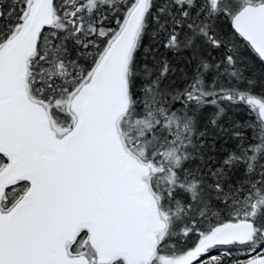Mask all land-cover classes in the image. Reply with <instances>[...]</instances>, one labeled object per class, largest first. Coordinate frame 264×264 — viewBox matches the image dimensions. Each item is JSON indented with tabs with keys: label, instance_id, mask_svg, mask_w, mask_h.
<instances>
[{
	"label": "snow or ice",
	"instance_id": "obj_1",
	"mask_svg": "<svg viewBox=\"0 0 264 264\" xmlns=\"http://www.w3.org/2000/svg\"><path fill=\"white\" fill-rule=\"evenodd\" d=\"M0 264H264V0H0Z\"/></svg>",
	"mask_w": 264,
	"mask_h": 264
}]
</instances>
